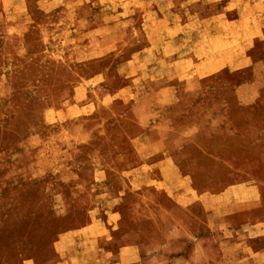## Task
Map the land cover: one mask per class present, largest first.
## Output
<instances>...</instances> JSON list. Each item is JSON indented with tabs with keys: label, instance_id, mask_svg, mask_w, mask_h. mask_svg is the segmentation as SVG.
Masks as SVG:
<instances>
[{
	"label": "rangeland",
	"instance_id": "rangeland-1",
	"mask_svg": "<svg viewBox=\"0 0 264 264\" xmlns=\"http://www.w3.org/2000/svg\"><path fill=\"white\" fill-rule=\"evenodd\" d=\"M254 2L0 0V264H264Z\"/></svg>",
	"mask_w": 264,
	"mask_h": 264
},
{
	"label": "crops",
	"instance_id": "crops-1",
	"mask_svg": "<svg viewBox=\"0 0 264 264\" xmlns=\"http://www.w3.org/2000/svg\"><path fill=\"white\" fill-rule=\"evenodd\" d=\"M254 7L256 8H259V9H261V10H264V0H255V2H254ZM264 63V62H263ZM256 66H258V65H256ZM237 94H238V98H239V100L241 101V102H244L245 104L246 103H249V102H251L252 101V99H245V96L241 93V86L240 87H238V89H237Z\"/></svg>",
	"mask_w": 264,
	"mask_h": 264
}]
</instances>
